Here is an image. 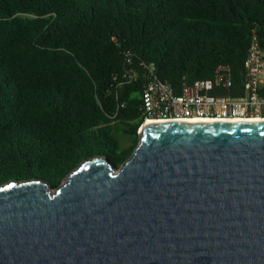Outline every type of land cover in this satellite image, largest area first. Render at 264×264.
Returning a JSON list of instances; mask_svg holds the SVG:
<instances>
[{
  "label": "trees",
  "instance_id": "1",
  "mask_svg": "<svg viewBox=\"0 0 264 264\" xmlns=\"http://www.w3.org/2000/svg\"><path fill=\"white\" fill-rule=\"evenodd\" d=\"M254 33L264 49V0H0V185L119 168L149 77L179 90L228 63L240 85Z\"/></svg>",
  "mask_w": 264,
  "mask_h": 264
},
{
  "label": "water",
  "instance_id": "2",
  "mask_svg": "<svg viewBox=\"0 0 264 264\" xmlns=\"http://www.w3.org/2000/svg\"><path fill=\"white\" fill-rule=\"evenodd\" d=\"M0 264H264V121L145 122L119 168L0 185Z\"/></svg>",
  "mask_w": 264,
  "mask_h": 264
},
{
  "label": "built area",
  "instance_id": "3",
  "mask_svg": "<svg viewBox=\"0 0 264 264\" xmlns=\"http://www.w3.org/2000/svg\"><path fill=\"white\" fill-rule=\"evenodd\" d=\"M240 77L239 85L228 63H220L210 78L184 81L179 90L168 80L150 76L143 89L144 123L264 119V49L255 33Z\"/></svg>",
  "mask_w": 264,
  "mask_h": 264
},
{
  "label": "bare ground",
  "instance_id": "4",
  "mask_svg": "<svg viewBox=\"0 0 264 264\" xmlns=\"http://www.w3.org/2000/svg\"><path fill=\"white\" fill-rule=\"evenodd\" d=\"M263 120L260 118H253V119H231V120H196V121H258ZM191 122V120H189ZM156 122H165V120H155V119H149L146 123H156Z\"/></svg>",
  "mask_w": 264,
  "mask_h": 264
},
{
  "label": "rangeland",
  "instance_id": "5",
  "mask_svg": "<svg viewBox=\"0 0 264 264\" xmlns=\"http://www.w3.org/2000/svg\"><path fill=\"white\" fill-rule=\"evenodd\" d=\"M121 137V140L123 141V143H128L129 140L127 138H125L124 136H120Z\"/></svg>",
  "mask_w": 264,
  "mask_h": 264
}]
</instances>
